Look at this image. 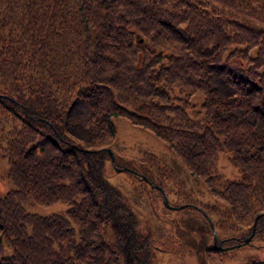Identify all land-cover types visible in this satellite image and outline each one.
Segmentation results:
<instances>
[{"label": "trees", "instance_id": "1", "mask_svg": "<svg viewBox=\"0 0 264 264\" xmlns=\"http://www.w3.org/2000/svg\"><path fill=\"white\" fill-rule=\"evenodd\" d=\"M252 21L264 0H0V150L15 186L0 190V264H154L105 173L114 115L159 136L215 198L186 206L215 229L213 211L246 225L213 248L253 228L264 241V26ZM222 147L241 177L219 184ZM159 168L160 181L132 169L164 188Z\"/></svg>", "mask_w": 264, "mask_h": 264}, {"label": "rangeland", "instance_id": "2", "mask_svg": "<svg viewBox=\"0 0 264 264\" xmlns=\"http://www.w3.org/2000/svg\"><path fill=\"white\" fill-rule=\"evenodd\" d=\"M245 19L252 20L250 16ZM252 22L264 26L262 21ZM191 96L196 104L203 100V95L199 92H194ZM112 120L116 128V136L111 140V149L118 165L131 169H116L111 157H108L105 173L107 178L120 189L126 203L136 213L140 228L149 234L154 264H199L204 260L205 254L211 261H220L219 264H251L264 261V246L261 244L264 241L259 236H254L250 242L227 248H213L215 245L213 232L204 213L188 206L179 208L166 205L164 193L157 186L159 184L151 182V180L160 181L162 178L159 166H165L171 173L170 177L163 176V187L172 205L178 206L187 203L188 200L212 203L215 202V198L211 196L205 183L187 170L170 146L159 136L137 126L123 116L114 115ZM1 152L2 150H0V190L5 193L15 186L6 175L8 159L1 155ZM148 167L154 171V174L148 170ZM132 168L146 173L151 180L140 177ZM213 174L219 184L238 180L241 177V171L232 163L230 153L225 147L220 148L217 153ZM67 206L68 203L58 201L49 205L31 204L28 205V209L41 214H51L63 211ZM212 215L217 221L215 229L217 238L222 240L247 233L245 224H233L231 218L225 222L226 216L223 211L221 215L213 211Z\"/></svg>", "mask_w": 264, "mask_h": 264}, {"label": "water", "instance_id": "3", "mask_svg": "<svg viewBox=\"0 0 264 264\" xmlns=\"http://www.w3.org/2000/svg\"><path fill=\"white\" fill-rule=\"evenodd\" d=\"M106 149L109 151L112 163L114 164L116 169H118V170L122 169V168L131 169L130 167L117 165L116 157H115V154H114L113 150L111 149V147H107ZM139 175H140V177H144L145 179H148L147 176H145L142 173H140ZM157 186H159V185H157ZM159 187L161 188V190L164 193V202H165L166 205H168L169 207H179V208L186 206V203L180 204L178 206H174L171 203H169L168 198H167V196H166V194L164 192V189L161 186H159ZM201 209L203 210V213L205 214V216L207 217V219H208V221L210 223L211 229L213 231L214 243H215L217 241V234H216V230H215V226H214V223L212 221V218L210 217V215L203 208H201ZM255 224H256V222H254V226H255ZM254 230H255V228H253L252 233L245 238L244 242H249L250 241V239L254 235ZM237 244H240V243H237Z\"/></svg>", "mask_w": 264, "mask_h": 264}]
</instances>
